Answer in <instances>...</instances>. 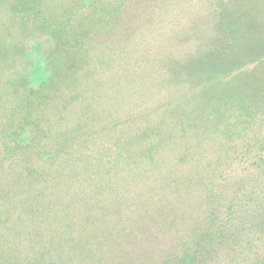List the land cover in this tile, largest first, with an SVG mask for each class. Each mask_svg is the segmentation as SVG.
<instances>
[{"label": "rangeland", "instance_id": "rangeland-1", "mask_svg": "<svg viewBox=\"0 0 264 264\" xmlns=\"http://www.w3.org/2000/svg\"><path fill=\"white\" fill-rule=\"evenodd\" d=\"M242 2L264 6V0H0L4 63L25 72L32 88L50 79L45 95L53 100L44 115L62 123L68 117L69 128L80 123L78 133L48 147L5 145L13 132L0 133V264H175V255L188 253V236L175 228L207 199L191 204L164 193L166 182L153 170L185 169L194 155L232 169L239 166L233 150L246 165L264 154V99L252 91L261 86L264 61L230 74L193 71L223 15L239 21L233 11ZM94 4L100 14L93 17ZM10 70L2 79L17 81ZM21 98L3 101L17 122L25 114L15 104ZM35 169L48 181L30 188L22 171ZM52 177H77L83 188L100 184V203L92 211L80 201L73 208L72 200L55 203L61 192H48Z\"/></svg>", "mask_w": 264, "mask_h": 264}, {"label": "trees", "instance_id": "trees-1", "mask_svg": "<svg viewBox=\"0 0 264 264\" xmlns=\"http://www.w3.org/2000/svg\"><path fill=\"white\" fill-rule=\"evenodd\" d=\"M242 3L233 11L239 21L230 14L223 15L224 17L219 20V25L216 26L218 30L212 35L207 52L201 55L199 67L193 68V71L199 75L206 74V69H209L210 74L222 75L224 72L230 74L233 70L242 69L243 63L264 61V6L259 8L257 4L248 6L244 5L245 2ZM96 5L92 6V11L88 15L94 17L100 14ZM14 14V12L11 13V15ZM19 17L24 18L21 15ZM21 21L23 24H28V20L21 19ZM57 21L59 22L58 18L54 16L53 27L57 26ZM3 60L4 57L0 54V115L4 117V120L0 117V133L6 132L7 129L13 132L12 136L5 138V145L23 143L27 147H35L39 144L48 147L78 133L80 125L78 120H74V127L69 128L66 122L71 120H68V117L66 122L62 123L58 120V116L52 119L51 116L43 114L46 104L53 100L45 95V92L52 87L50 79L32 88L29 86L25 72L20 71L18 74L17 71L13 72L14 66L5 64ZM10 67L12 70L9 73L14 74L17 81L2 79V72ZM216 79L218 78H214ZM260 84L261 86L256 87L258 93L256 90L252 91L264 99V76ZM21 93V101L15 104L25 111L22 112L25 114L21 116V121L17 122L14 117L17 114H8L11 107L3 101L5 98L10 101V97L15 99ZM54 132L55 138L51 134ZM83 140L92 148L100 147L94 140L88 138ZM230 153L236 155L234 160L239 164L237 168H222L221 162L217 160H207L206 155H194L190 160L191 165L185 169L169 167L153 170L166 182L167 190L164 193L172 194L183 201L189 200L191 204L194 198L200 199L204 195L207 205L202 207L210 206V209L206 211L201 208L196 216L191 214L178 221L175 230L181 226L176 231L183 237L188 236L183 240L187 245L188 253L175 255L174 259L177 260L175 264H264V154L262 150L256 152L253 161L246 165L242 154H237L234 150ZM40 154L42 156L46 154L50 158L53 152L43 150ZM223 154L222 157L219 154L218 158L227 157L226 152ZM37 160L42 161L41 158ZM185 160H189V157H185ZM73 171L76 172V170ZM22 175L24 180L29 182L26 186L30 188L40 181L45 183L48 181L39 169L30 172L23 170ZM54 175L57 177L59 170ZM51 179L56 180L49 186L48 192H61L55 203L72 200L73 208L80 201L91 211L95 210V205L100 203L97 199L100 184L96 185L97 187L83 188L77 184V177L76 182L71 180L72 178H67L65 181L55 177ZM230 182L232 185L229 189H221ZM152 186L156 188L154 181ZM41 191L40 188H36L35 193ZM213 204H216L214 208ZM182 217L184 215L181 219ZM25 249L20 244V250Z\"/></svg>", "mask_w": 264, "mask_h": 264}]
</instances>
